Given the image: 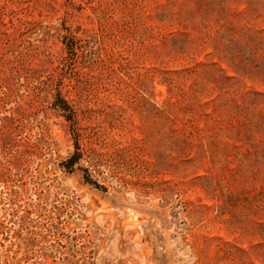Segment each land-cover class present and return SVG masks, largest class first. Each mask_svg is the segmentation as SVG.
<instances>
[{
	"label": "rangeland",
	"instance_id": "rangeland-1",
	"mask_svg": "<svg viewBox=\"0 0 264 264\" xmlns=\"http://www.w3.org/2000/svg\"><path fill=\"white\" fill-rule=\"evenodd\" d=\"M0 264H264V0H0Z\"/></svg>",
	"mask_w": 264,
	"mask_h": 264
},
{
	"label": "trees",
	"instance_id": "trees-1",
	"mask_svg": "<svg viewBox=\"0 0 264 264\" xmlns=\"http://www.w3.org/2000/svg\"><path fill=\"white\" fill-rule=\"evenodd\" d=\"M78 159H79L78 156H76V155L73 156L72 159L70 160V164L75 165L77 163Z\"/></svg>",
	"mask_w": 264,
	"mask_h": 264
}]
</instances>
